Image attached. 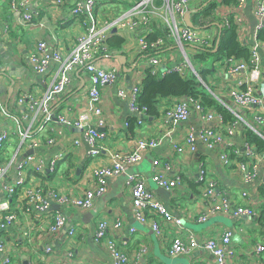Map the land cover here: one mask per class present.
Here are the masks:
<instances>
[{
  "label": "built area",
  "instance_id": "obj_1",
  "mask_svg": "<svg viewBox=\"0 0 264 264\" xmlns=\"http://www.w3.org/2000/svg\"><path fill=\"white\" fill-rule=\"evenodd\" d=\"M3 1L15 26L45 27V23L50 22V13L47 12L49 10L43 9L41 16L33 15L28 10V5L36 0ZM155 1L77 0L70 8L68 22L79 23L88 20V24L84 34L74 37L68 52L62 54L59 43L51 40L53 43L48 44L42 39L37 41L29 52L28 60L32 72L35 75L49 74L48 85L41 95L20 96L16 104L17 110L14 112L17 114L9 113L0 101V254H5L0 259V264L13 263L7 237L9 229L16 225L20 214L31 216L35 212L38 215L31 220L30 226L22 231L26 238L30 237L29 233L36 222L40 225V228L36 229L43 228L52 235L67 228L66 237L73 239L81 230L77 222L70 221V209H91L95 200L107 193L111 179L121 175L127 167L140 163L146 153L159 145L156 138L138 137L131 151L118 152L105 148V134L98 129L104 126V119L101 117L102 93L106 86L116 81L117 72L116 69L104 67L97 61L109 50L107 38L111 30H134L140 26H148L149 14L157 13L158 6L166 14L168 40L158 38L149 43L146 39L152 32L149 29L146 34L137 37L138 56L147 55L145 53L150 48L162 47V52L147 59V68H151V73L162 75L176 72L181 77L192 74L213 99L229 110L231 118L227 120L213 107L202 105L200 99L187 96L160 99L157 106L158 116L150 117L147 109L140 107L136 101L141 82L133 83L129 90L128 109L138 125L145 123L147 119H160L163 123L169 121L173 125L195 119L198 125H189L183 137L173 141V150L179 154H196L198 142L206 149H218L225 166L238 173L239 183L245 187L250 186V189L240 190L242 204L239 205L232 194L219 188L217 179L205 175L202 169L204 164L200 162L197 176L198 193L194 198L204 203V207L196 217L198 224L221 215L233 219L243 218L246 223H252L256 229L262 228L264 231V225L260 223L264 196L258 194V188L264 185V150H259L256 144L244 135L245 130H251L264 140V39L258 37L264 28V0H162L161 5H156ZM210 1L215 5L213 12L218 18V23L206 28L189 27L184 22L185 14L192 11L193 15V9L197 10ZM50 2L54 7L64 5V0ZM122 4L129 6L124 12H119L109 20L101 19V10ZM248 5L251 6L256 19L250 41L245 39L244 26L241 23ZM66 21H54L56 32L60 31L61 25L67 23ZM223 28H234L239 44L249 50L248 58L223 55L207 61L206 65L213 74L205 82L193 66L192 55L198 48L212 50ZM8 31L9 29L4 27L1 34L5 35ZM170 43L177 49L175 57L172 53L165 52ZM77 70H81L88 80V85L83 91L87 106L75 117L60 112L55 114L53 104L68 91ZM233 75L237 78L233 79ZM118 94L122 98L126 97L122 89ZM1 117L12 120L15 128L3 126ZM52 120L59 128L49 127ZM124 125L127 127L128 122L125 121ZM65 128L81 129L82 136L89 146L88 158H97L104 149L109 157L107 165L94 170V186L80 195L65 194L56 185V164L66 152L55 154L48 166L37 152H34L41 146V132L45 131L42 142L51 145L55 142L56 135H60ZM238 134H241L242 138H239ZM12 137L17 141L7 158L6 153ZM78 143L79 141L75 140L73 145ZM29 150L33 152L24 156V151ZM171 171L168 163L156 157L151 162L149 179L156 186L172 191L180 185L181 179L178 174H171ZM30 173L44 177L48 188L44 190L39 184L35 185V182L28 178ZM146 181L142 175H132L126 180L125 187L131 198V211L139 223L149 224L153 231L161 236L163 226L174 223L178 227L181 220L175 219L167 207L156 199ZM64 182L69 183L66 180ZM251 191L257 198H253ZM52 203L58 208L50 211ZM244 225L245 223L240 222L238 229L244 230ZM121 228L120 219H115L112 224L105 218L97 222L93 240L96 244L105 245L110 257V262L102 261L98 264H144L141 262L142 256L141 259H131L115 239L109 236L110 231ZM128 231L133 233L135 228L130 227ZM234 232L232 228H224L213 236L197 238L193 234L184 236V233L177 229L166 252L170 258H188L187 264H251L243 259L242 252L232 244ZM255 242L252 252L257 255L258 262L264 257V244L258 243L256 239ZM42 251L45 255L57 253L50 245L42 247ZM72 257L73 251L66 252V259ZM32 264L50 263L41 258Z\"/></svg>",
  "mask_w": 264,
  "mask_h": 264
},
{
  "label": "crops",
  "instance_id": "obj_2",
  "mask_svg": "<svg viewBox=\"0 0 264 264\" xmlns=\"http://www.w3.org/2000/svg\"><path fill=\"white\" fill-rule=\"evenodd\" d=\"M76 1L64 0L62 7H54L50 0L32 2L28 5V10L33 15L38 14L39 16L43 14V9L49 10L47 12L50 13V22L45 23L47 25L45 27L27 28L12 24L10 13L4 1L0 0V101L9 113L17 114L14 112L17 110L16 104L20 96L39 97L48 85L49 74L35 75L31 70L28 55L31 49L34 48L35 43L42 39L49 44L53 43L51 40H54L59 43L62 54H66L74 37L84 34L88 20L79 23L71 20V22H68L71 13L70 8ZM155 4L161 5L162 0H156ZM127 7L129 6L124 4L117 7L115 5L107 7L101 10L100 17L102 20H109L119 14V12H124L123 10ZM157 8V13L149 14L150 23L146 27L140 26L134 30L128 28H119L118 31H115V29L111 30L108 36L115 33L123 38V43L121 42L122 44L119 46L115 38V46H108L109 50L104 52L97 61L104 67L116 69L117 72L116 81L106 86L102 93L101 117L104 119V126L98 129L105 134V148L118 152L131 151L138 137L156 138L159 140V145L149 153H146L140 163L127 167L121 175L111 179L107 193L97 198L91 209H70V221L77 222L81 230L73 239L66 237L67 228H63L56 235H52L43 230V228L36 229L40 228V225L36 222L34 227L31 228L30 237L26 238L23 236L22 231L29 227L31 220H34L35 216L38 215L35 212L31 216L20 214L16 225L9 229L7 237L10 244L9 251L13 261L12 264H32L41 258L50 264H98L102 261L110 262L105 245L101 246L95 242L93 246L90 244V242L94 241L91 238L93 239L92 235L97 227V222L102 218L109 221V224H112L115 219L122 221V228L110 231L109 236L115 239V242L129 254L131 259L137 257L141 259L142 256L141 262L144 264L188 263V258L183 256L170 258L166 252L170 239L177 229L184 233V236L193 234L197 238L200 236L206 238L215 235L224 228L234 229L232 244L235 245L237 250L242 252L243 259L246 262L264 264V257H261L257 262V255L252 252L256 244L255 239L258 243L264 244V231L262 228L256 229L252 223H246L243 218L233 219L225 217L230 220L229 225L215 222L203 229L191 227L201 225L196 222V217L204 207V203L194 198V195L198 193L197 176L200 162L204 164L202 169L205 175L217 179L219 188L232 194L234 196L233 199L239 205L242 204L240 190L244 188L250 189V186L245 187L239 183L236 170L231 171L225 166L218 149H206L198 142L196 154H179L173 150V141L180 140L189 125H198L195 119H189L179 125H173L169 121L163 123L159 121L160 119H147L145 123L138 125L134 118L131 129L130 126L125 127L124 125L125 121L127 122L129 118L133 117L127 103L130 98L129 90L133 83L143 80L145 69L148 65V54L138 56L137 37L146 34L149 29L152 30L151 34L162 28L167 32L164 40H168L166 14L160 9V6ZM251 14L254 17L252 10ZM56 20L58 22L67 20V23H63L60 31L57 32L53 27V23ZM241 23L244 26V37L250 41L252 25L246 11H244ZM212 26L213 24L206 27ZM4 27H7L9 31L2 35L1 30ZM167 51L172 53L174 57L177 56V49L172 43L168 44L165 52ZM234 78H237V76L233 75ZM87 85V78L81 70H77L68 91L53 104L54 113L60 112L65 113L69 117H75L78 112L87 106L83 93ZM121 89L125 91V98L118 94ZM1 118L3 126H7L10 129L15 128V123L12 120L7 117ZM49 127L59 128V125L52 120L49 123ZM44 133L45 131L40 134L41 146L34 152H37L39 157L43 159L46 166L49 165L55 154L66 152L56 164L57 188L65 194L80 195L86 189L93 187L94 170L109 163L107 150H101V154L97 158H88L87 150L89 146L82 136L81 129L78 128H65L60 135H56V140L51 145H46L42 142ZM237 136L242 138L241 134ZM75 140L79 141L78 145H73ZM16 141L15 137L11 138L6 153L7 158L11 154L12 147H14ZM26 152L24 151V154ZM156 157H160L171 166V174L179 175L181 183L174 190L167 191L163 189L159 191L156 189L157 186L150 181L151 162ZM132 175H142L147 179V186L154 193L156 199L167 207L175 219L181 220L180 226L176 227L174 223L165 225L162 227L160 236L153 231L149 224H141L134 218L130 205L131 198L125 187L126 180ZM28 178H31L35 185L39 184L40 188L44 190L49 186L48 182L40 174L30 173ZM64 180L69 181V183L64 182ZM258 194L261 195L259 191ZM251 195L253 198H257L252 191ZM49 210L53 211L55 209ZM87 212H90L91 216H87ZM215 217L224 216L217 215L212 218ZM212 218L208 220L209 223H211ZM240 222L242 224L245 223L244 230L238 229ZM130 227L135 228L133 233H129L128 228ZM46 245H50L57 253L45 255L42 247ZM68 251H73L71 259L65 258V254ZM203 254L206 253L203 252ZM4 255L0 254V259Z\"/></svg>",
  "mask_w": 264,
  "mask_h": 264
},
{
  "label": "trees",
  "instance_id": "obj_3",
  "mask_svg": "<svg viewBox=\"0 0 264 264\" xmlns=\"http://www.w3.org/2000/svg\"><path fill=\"white\" fill-rule=\"evenodd\" d=\"M214 3L208 2L205 6H200L197 12L191 17V22L194 28H206L211 24L218 23V18L214 15ZM165 32L162 28L157 29L151 34L146 36L149 43L156 41L158 38H165ZM258 37L264 39V28L259 32ZM116 43L120 46L123 43V38L111 34L107 38L108 46H115ZM113 39V40H112ZM122 42V43H121ZM162 47L150 48L145 54L154 56L164 49ZM249 50L247 47H243L237 41V35L234 28H223L220 36V44L216 53L206 48H198L197 51L192 55V63L197 73L200 75L203 81H207L208 77L213 74L208 65H204L207 61L212 59L220 58L223 55L244 57L248 58ZM192 97L200 99L202 105L206 107H213L227 120L231 118V113L225 107H223L218 101L213 99L210 94L206 91L201 82H199L192 74L188 77H181L176 72H169L165 74H152L151 68L145 69V76L141 81V89L137 95L136 101L140 107L147 109L150 117L158 116L157 106L160 99L165 97ZM134 117L129 118L128 126L132 128V122ZM244 135L249 141L254 142L259 150H264V140L256 135L251 130H245ZM261 196H264V185H260L258 188ZM264 213V211H263ZM260 223L264 225V215L260 217Z\"/></svg>",
  "mask_w": 264,
  "mask_h": 264
},
{
  "label": "water",
  "instance_id": "obj_4",
  "mask_svg": "<svg viewBox=\"0 0 264 264\" xmlns=\"http://www.w3.org/2000/svg\"><path fill=\"white\" fill-rule=\"evenodd\" d=\"M246 13H247V16H248V18H249V21H250V23H251V25L252 26H254L255 25V23H256V19L252 16V14H251V6L250 5H248L247 7H246ZM197 12V10H194L193 11V13H196ZM191 15H192V11H189V12H187L186 14H185V16H184V20H185V22H186V24L189 26V27H194L193 26V24L191 23V21H190V17H191ZM220 33H219V35H218V37H217V39H216V41H215V45H214V49L212 50V52L213 53H215V52H217V50H218V48H219V44H220ZM32 153V150H29V151H27L25 154H24V156H26V155H28V154H31ZM157 190H159V191H162L163 189L162 188H160V187H158L157 186V188H156ZM58 208V206L56 205V204H51V206H50V209H57ZM87 216H91V213L90 212H87V214H86ZM211 223H203V224H201V225H197V227H193V226H191L192 228H194V229H203V228H205V227H207L209 224H212V223H215V222H219V223H223V224H225V225H229V223H230V220L229 219H227V218H225V217H215V218H212V220L210 221ZM91 240L93 241V239L91 238ZM90 244L93 246V244L95 245V243H94V241L93 242H90Z\"/></svg>",
  "mask_w": 264,
  "mask_h": 264
}]
</instances>
